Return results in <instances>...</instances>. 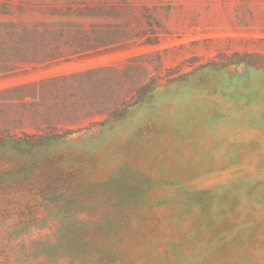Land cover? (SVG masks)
Wrapping results in <instances>:
<instances>
[{
    "label": "rangeland",
    "instance_id": "374dc122",
    "mask_svg": "<svg viewBox=\"0 0 264 264\" xmlns=\"http://www.w3.org/2000/svg\"><path fill=\"white\" fill-rule=\"evenodd\" d=\"M0 264H264V0H0Z\"/></svg>",
    "mask_w": 264,
    "mask_h": 264
}]
</instances>
